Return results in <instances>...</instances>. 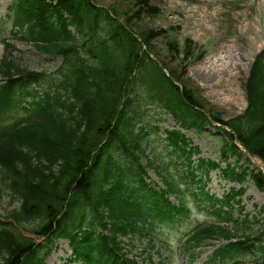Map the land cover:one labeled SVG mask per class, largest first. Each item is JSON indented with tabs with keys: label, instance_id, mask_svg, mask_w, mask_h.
<instances>
[{
	"label": "trees",
	"instance_id": "trees-1",
	"mask_svg": "<svg viewBox=\"0 0 264 264\" xmlns=\"http://www.w3.org/2000/svg\"><path fill=\"white\" fill-rule=\"evenodd\" d=\"M132 1L126 26L117 10L92 0H16L8 9L15 38L61 63L52 76L29 71L11 58L8 43L0 62V181L20 202L7 221H0L2 264H45L60 239L69 241L78 264H137L123 252L119 236L141 232L145 224H175L189 211L178 180L163 176L164 188L145 180L148 167L165 173L155 155L147 166L143 162L164 114L187 130L221 138L226 162L222 177L241 185L250 179L264 192V174L251 168L235 143L237 137L264 162V49L247 80L245 112L227 121L212 115L231 131L216 127L181 77L170 70L182 92L151 57V40L163 32L136 35L133 30L135 19L155 14L157 7L151 0ZM166 132L168 151L186 169L185 184L199 188L195 198L206 202L221 222H234V207L243 209L239 197L245 188H232L223 198L210 194L206 180L220 164L205 158L194 164L199 149L190 148L181 131ZM231 157L237 161L229 162ZM244 217L248 234L243 239L234 240L229 227L211 224L194 233L188 244L197 248L219 236L228 244L215 250L213 259L230 264L226 259L233 254L251 253L254 263L231 264H264V228L253 230L259 220Z\"/></svg>",
	"mask_w": 264,
	"mask_h": 264
},
{
	"label": "rangeland",
	"instance_id": "rangeland-1",
	"mask_svg": "<svg viewBox=\"0 0 264 264\" xmlns=\"http://www.w3.org/2000/svg\"><path fill=\"white\" fill-rule=\"evenodd\" d=\"M16 0H0V62L6 55L5 43L11 44V58L28 70L53 72L59 63L58 58L40 55L33 45L14 38L12 24L7 14L9 6ZM158 11L155 14L142 13L133 22L136 34L149 31H162L163 35L151 40L153 53L175 74L181 77L195 98L199 99L207 113L222 120L242 115L248 105L246 84L257 54L264 48V0H151ZM112 10H117L121 18L132 14V0H95ZM177 46L176 49L171 44ZM222 64V67L220 66ZM228 66V67H227ZM221 68H226L221 71ZM3 77L0 75V81ZM170 117V116H169ZM194 146L200 149L193 159L204 157L220 160V139L207 132L199 134L194 130L185 131ZM155 139V138H153ZM164 143L150 141L147 152L156 156V165L165 168V173L187 191L190 213L176 225L157 228L147 235L135 234L128 238V250L139 264H220L211 259L213 252L227 244L217 236L200 248L190 249L184 245V236L198 224H210L217 221L208 204L193 196L199 189L185 184V168L177 163ZM146 152V154H147ZM151 157L153 155H150ZM146 160V158H144ZM235 158L231 159L234 162ZM252 165L262 166L256 158ZM176 164V165H174ZM178 164V165H177ZM222 167L225 164L221 165ZM153 180L162 183L161 177L150 171ZM181 177L183 179H181ZM207 182V190L221 198L236 183L227 182L220 170H212ZM245 192L240 197L243 212L237 207L234 211V223L227 224L233 229L237 239L244 238L248 230L242 224V216L248 214L254 222L253 230L264 226V192L253 182L245 184ZM19 207L18 200H12L9 192L0 181V221H7L11 210ZM234 207V208H235ZM31 235V234H30ZM32 236V235H31ZM34 237V236H33ZM68 243L59 241L46 264H64L69 253ZM255 256L234 254L230 262L237 260L254 262ZM212 260V261H211ZM2 263L0 257V264Z\"/></svg>",
	"mask_w": 264,
	"mask_h": 264
},
{
	"label": "bare ground",
	"instance_id": "bare-ground-1",
	"mask_svg": "<svg viewBox=\"0 0 264 264\" xmlns=\"http://www.w3.org/2000/svg\"><path fill=\"white\" fill-rule=\"evenodd\" d=\"M220 66L222 67V64H221ZM227 67H228V66H227ZM225 69H226V68H221L220 70L223 71V70H225Z\"/></svg>",
	"mask_w": 264,
	"mask_h": 264
}]
</instances>
